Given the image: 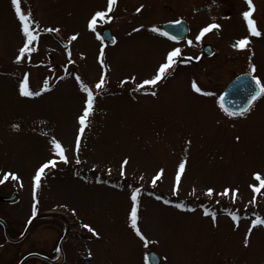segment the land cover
<instances>
[{
  "label": "rangeland",
  "instance_id": "1",
  "mask_svg": "<svg viewBox=\"0 0 264 264\" xmlns=\"http://www.w3.org/2000/svg\"><path fill=\"white\" fill-rule=\"evenodd\" d=\"M231 1L117 0L109 13L112 19L97 24L99 34L107 28L117 43H103L107 83L96 95L77 153V117L84 95L74 77L79 75L95 91L102 71L98 61L102 44L87 23L96 11L107 8V0H22V9L31 11L41 35L31 62L20 64L15 63L23 42L20 26L11 0H0V178L4 173L19 177L0 183V195L17 196L12 204L0 203V209L24 221L32 215L33 204L40 214H57L69 231L90 239L92 264H147L149 251L159 255L160 264H264V226L254 228L248 246L243 244L251 220L257 215L264 218V189L252 204L249 187L259 183L254 172L264 175V96L243 117L226 116L218 104L224 87L236 75L248 73L250 64L264 83V0H253L260 37L249 34L243 18L232 17ZM178 20L189 30L179 42L151 30ZM213 23L220 28L197 42L200 30ZM47 27H58L60 32L45 33ZM76 33L77 40L68 44V37ZM245 37L248 48L232 47ZM204 44L212 46L211 55L201 53ZM175 47L181 48V59H193L178 63L155 89V97L133 92L131 81L121 84L126 77L134 76L136 83L150 78ZM69 50L74 64L67 63ZM24 73L29 74L32 90L42 87L45 78L52 90L37 98L20 97L18 83ZM60 76L65 78L58 80ZM193 80L216 95L194 93ZM13 124L19 129L14 130ZM53 136L67 150L69 163L46 170L34 200L32 177L41 163L52 158ZM125 157L129 163L122 177ZM185 158V171L173 194L175 174ZM160 169L163 175L153 187L152 178ZM210 187L212 197L205 195ZM134 188H140L138 227L147 242L130 227ZM225 188L238 189L235 201L231 192L227 197L216 195ZM177 203L194 210L178 209ZM205 209L215 212V225L203 214ZM230 212L240 217L238 227ZM46 221L43 239L35 243L48 249L65 225ZM0 256L1 263H9L14 252L1 251Z\"/></svg>",
  "mask_w": 264,
  "mask_h": 264
},
{
  "label": "snow or ice",
  "instance_id": "2",
  "mask_svg": "<svg viewBox=\"0 0 264 264\" xmlns=\"http://www.w3.org/2000/svg\"><path fill=\"white\" fill-rule=\"evenodd\" d=\"M117 0H107V8L105 10H98L96 11L91 18L89 19L87 23V27L89 30H91L93 33L96 34L97 39L101 40L102 47L100 49L99 55H98V61L100 64V67L102 69L101 75L99 77V80L96 82L94 88L89 87L88 84H86L79 75H75V81L79 86L80 92L84 95L83 100V106L81 114L77 117L78 121V131L75 138V146L74 151L79 152L80 146H81V138L83 137L86 128L89 126V118L94 113V105L96 100V95L99 93V91H102L104 88V85L107 83V71L108 67L104 63V46H103V38L100 36V34L96 31L97 24L99 22H108L112 19V17L109 15L110 12L113 11L114 6L116 5ZM246 3L248 5V10L243 12V19L247 22V28L248 32L251 36L254 37H260L262 33L257 29L255 21L251 18L252 13L254 11V6L252 3V0H246ZM11 4L14 8V14L15 17L18 20L20 30L23 36V42L22 46L19 47L17 51V55L15 56V63L20 64L23 63L25 60H27L29 63L31 62V56L34 52L37 51V47L35 44L40 39V29L38 23L33 19L31 11H25L22 9V0H11ZM142 7V6H141ZM141 9L137 8L136 11L139 12ZM175 23L179 24V21H176ZM220 25L218 24H209L206 27L202 28L199 32V34L195 37V40L199 42L202 37L212 29H219ZM153 32L159 33L161 36L167 37L170 40L176 41L180 39L177 36L170 35L166 31H162L161 29L157 27H153L151 29ZM43 31L45 33H59L60 28L58 27H47L44 28ZM133 31H138V29H133ZM78 33L72 34L68 37V44H70L73 41H76L78 38ZM111 44L115 45L117 43L116 39L114 37H110ZM187 43L189 45H192L193 41L188 40ZM68 44H65V49H68ZM250 45V41L248 37L238 39L232 47L236 50H244L248 48ZM181 53L182 50L179 47H175L171 50H169L164 58L163 61L157 66L155 69V72L153 75H151L150 78L143 79L139 83L135 82V77H126L124 80L121 81V84L128 83L131 81L134 84V87L132 89L133 92H141L145 95H151L155 97L157 95L156 88L159 87L160 83L167 79V77L170 75V73L175 69L178 63H187L188 61L192 60V57H187L186 59H181ZM68 64H74V61L71 59V52L68 51ZM81 58L83 59V54H81ZM195 59H199V57H196ZM256 72V66L254 64H250L249 66V72L246 73L251 79L252 84V90L250 91L247 102L237 109L230 110L228 107L224 104V97L220 96L218 99V104L220 110L228 117H243L245 116L250 110L253 105V103L260 97L264 96V83L260 80V78L254 73ZM65 75H67L66 66H65ZM65 76L57 77L58 80H63ZM191 90L196 93L200 94L202 96H215L216 94L213 92L204 91L195 80L191 81L190 84ZM51 85L49 83V78H45L43 80L42 87H39L37 90H32L29 87V74L24 73L23 78L18 83V94L20 97L23 98H37L40 97L43 93L50 92ZM14 130L19 129L18 124H13L11 126ZM45 135H47L45 133ZM236 140L239 141V137H236ZM191 141H186V144H190ZM50 144V153L52 155L51 159H48L41 163L35 170L34 175L32 177L33 180V199H36V189H38L41 185L42 178L46 176V170L54 169L57 167V164L62 162L64 164L69 163L68 156L66 155V149L62 145V143L53 136L49 140ZM77 163H80L79 159L76 161ZM129 163V160L127 157H125L121 164H120V175L123 177L125 175V166ZM186 166V158L184 160H181V162L178 165V170L175 174V184L173 186V194H176L180 185L181 176L185 171ZM111 171V170H109ZM163 175V169H160L156 175L152 178V186L155 187L157 179H159ZM253 179L258 183L257 184H250L249 187L254 193L252 200L250 203L255 204L257 197L255 194L261 193V190L264 189V175H262L259 172H254L252 174ZM12 180H19V177L16 173H4L3 177L0 178V183H3L4 181L8 179ZM238 189H230L225 188L223 192L216 193L218 196L227 197L229 193L231 192L232 199L235 201L236 193ZM214 194L213 188H208L206 190L205 195L208 197H212ZM139 196H140V188H134L130 195L131 200V209L129 213V220H130V227L134 231L135 235L139 237L141 241L147 242V238L143 235L140 228L138 227V210H139ZM157 199H160V197H156ZM165 204H169L170 201L164 200ZM176 208L181 210H187V211H193L194 209L188 208L185 209V206L181 203H177L175 205ZM36 205L33 204L32 206V215L33 217L36 215ZM205 216H210L213 224L215 225L216 222V214L215 212H210L208 209L204 210L203 213ZM229 215L231 216V219L235 222H238L240 220V217L235 212H230ZM29 223H31V220H29ZM258 226H264V218L257 215L254 219L251 220V225L247 230V233L245 234L243 244L245 247L249 244V238L251 236V233L254 228ZM83 227L87 229L88 232H90L94 237L99 238V233H97L91 226L88 224H84ZM57 252L61 251L59 247L56 249ZM88 256L91 257V252L89 251Z\"/></svg>",
  "mask_w": 264,
  "mask_h": 264
},
{
  "label": "flooded vegetation",
  "instance_id": "3",
  "mask_svg": "<svg viewBox=\"0 0 264 264\" xmlns=\"http://www.w3.org/2000/svg\"><path fill=\"white\" fill-rule=\"evenodd\" d=\"M231 7L234 18H243L242 13L248 10L246 0H232ZM257 13L254 8L251 18L255 21L256 26H259L257 21L260 17L256 15ZM4 197L8 196L0 195V198ZM16 200L17 196L12 201H0V203L12 204ZM47 219L55 220L56 223L54 224L57 226L65 225L62 233L60 231L58 234L56 233L48 249L45 248L44 243L42 245L37 244L43 239L45 226L49 224L46 223ZM65 221L59 217L41 216L40 212H36L34 217L31 215L25 221L15 220L10 217L7 211L0 209V252L5 250L14 252L13 260L9 263H1L2 261H0V264H92V257L88 256L89 251L91 252L88 245L90 239L83 233L69 231L71 229L67 227ZM57 247L61 251L57 252Z\"/></svg>",
  "mask_w": 264,
  "mask_h": 264
},
{
  "label": "water",
  "instance_id": "4",
  "mask_svg": "<svg viewBox=\"0 0 264 264\" xmlns=\"http://www.w3.org/2000/svg\"><path fill=\"white\" fill-rule=\"evenodd\" d=\"M162 31L168 32L170 35L177 36L180 39L185 37L187 28L186 24L183 21H180L179 24H164L161 27ZM100 36L103 38V41L108 45H112L110 42L111 33L108 29H102ZM211 47L208 45L203 46L202 52L204 55H209L211 53ZM252 90L251 79L248 75L242 74L235 77L224 89L221 96L224 97V104L230 110L239 109L246 102L250 91ZM14 199V196L9 198H2V201H11ZM160 258L154 252H149L147 254V264H159Z\"/></svg>",
  "mask_w": 264,
  "mask_h": 264
}]
</instances>
